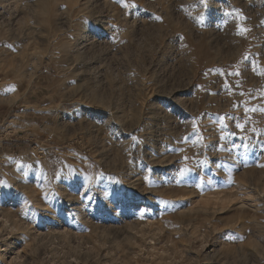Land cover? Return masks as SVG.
Segmentation results:
<instances>
[{
	"label": "rangeland",
	"instance_id": "obj_1",
	"mask_svg": "<svg viewBox=\"0 0 264 264\" xmlns=\"http://www.w3.org/2000/svg\"><path fill=\"white\" fill-rule=\"evenodd\" d=\"M262 72L264 0H0V264H264Z\"/></svg>",
	"mask_w": 264,
	"mask_h": 264
},
{
	"label": "snow or ice",
	"instance_id": "obj_2",
	"mask_svg": "<svg viewBox=\"0 0 264 264\" xmlns=\"http://www.w3.org/2000/svg\"><path fill=\"white\" fill-rule=\"evenodd\" d=\"M127 7V5H125ZM247 30L246 29H241L240 32L238 34H243L244 32H246ZM231 75H239L238 72H235V73H230ZM262 74H264V72H262ZM225 87H227V85H225ZM238 127H241L242 128V125H238Z\"/></svg>",
	"mask_w": 264,
	"mask_h": 264
},
{
	"label": "crops",
	"instance_id": "obj_3",
	"mask_svg": "<svg viewBox=\"0 0 264 264\" xmlns=\"http://www.w3.org/2000/svg\"><path fill=\"white\" fill-rule=\"evenodd\" d=\"M13 141H11V143H12ZM9 145H11L13 148H16L17 146H19L20 144H18L17 143V141H16V143H12V144H9Z\"/></svg>",
	"mask_w": 264,
	"mask_h": 264
}]
</instances>
